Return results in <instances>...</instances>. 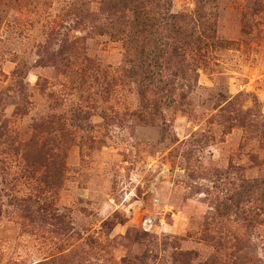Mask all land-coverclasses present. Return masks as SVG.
I'll return each instance as SVG.
<instances>
[{"label": "rangeland", "instance_id": "1", "mask_svg": "<svg viewBox=\"0 0 264 264\" xmlns=\"http://www.w3.org/2000/svg\"><path fill=\"white\" fill-rule=\"evenodd\" d=\"M146 1L0 0V264H264V0Z\"/></svg>", "mask_w": 264, "mask_h": 264}, {"label": "trees", "instance_id": "2", "mask_svg": "<svg viewBox=\"0 0 264 264\" xmlns=\"http://www.w3.org/2000/svg\"><path fill=\"white\" fill-rule=\"evenodd\" d=\"M109 7V14L117 12L119 9L132 10L133 20L125 22L123 18L117 17L113 32L114 35L122 38L128 47V57L131 59L141 57L150 58L152 65H157L161 58V50L157 48H146L142 44L149 42L148 30L156 25V19L152 15V8L147 5L146 0H104ZM104 4V5H105ZM172 18V17H171ZM113 27V26H112ZM143 74L147 72L146 62L140 64Z\"/></svg>", "mask_w": 264, "mask_h": 264}]
</instances>
